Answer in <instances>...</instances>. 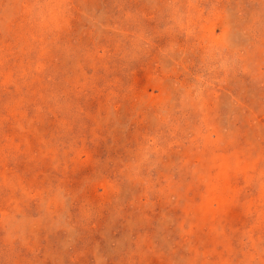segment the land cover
I'll list each match as a JSON object with an SVG mask.
<instances>
[{
  "label": "rangeland",
  "instance_id": "1",
  "mask_svg": "<svg viewBox=\"0 0 264 264\" xmlns=\"http://www.w3.org/2000/svg\"><path fill=\"white\" fill-rule=\"evenodd\" d=\"M0 264H264V0H0Z\"/></svg>",
  "mask_w": 264,
  "mask_h": 264
}]
</instances>
